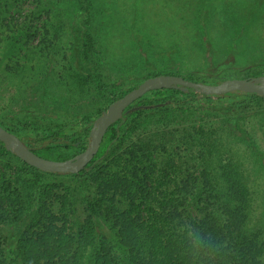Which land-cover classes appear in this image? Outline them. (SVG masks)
Masks as SVG:
<instances>
[{"label":"trees","instance_id":"1","mask_svg":"<svg viewBox=\"0 0 264 264\" xmlns=\"http://www.w3.org/2000/svg\"><path fill=\"white\" fill-rule=\"evenodd\" d=\"M78 1L82 10L76 22L80 25L86 21L88 2ZM245 2L243 7L235 8L231 0H199L201 13L207 18L211 14L216 20L212 29L216 37H212L206 27L204 33L199 32L198 39L193 40L192 47L175 43L166 48L161 41L148 51L139 49L141 56L151 67L161 59L168 60L167 74L194 82L219 84L232 78L263 76L264 44L255 42L254 38H263L264 34L254 36L252 32L264 23V0ZM44 8L50 13L52 4L47 3ZM78 37L80 35L75 36V51L82 42L83 45L78 46L82 65L83 58L91 62L94 45L87 34L86 41ZM8 41L11 43L9 53L15 58L9 75L15 72L22 75L25 68L17 57L24 47L16 36ZM244 46L251 57L258 59L257 64H253L258 67L256 70L238 66L239 52ZM42 49L53 54L54 48ZM195 50L203 53L206 65L189 74L191 77H185L181 74L184 72L182 63ZM151 71L144 80L160 72ZM6 72L0 74V81ZM23 77L28 86L33 84L29 77ZM138 86L119 90L110 104ZM174 93L177 95L173 98L163 97ZM230 98L241 100L229 102L225 107ZM201 102H210L218 110L227 109L226 116L235 120L240 118L243 107L264 103V96L235 92L214 97L198 94L193 89L152 91L133 104L139 109L110 127L98 154L79 174L40 171L8 151L0 141V163L16 165L23 173L36 177L48 175L76 181L90 177L96 183L95 193L88 197L87 203L95 218H89L77 230L67 214L71 202L65 193L57 192L59 186L41 189L35 221L27 227L32 220H29L31 211L27 207L26 189L32 183L25 180L19 185L6 179L0 181V264H82L79 251L84 242L92 245L94 251L88 264H263L259 235L248 225L249 191L240 173L234 168L225 169L219 180L195 162L191 146L183 148L185 143L196 137L201 139L199 136L209 132V128L201 125L177 123V116ZM156 114L168 119L160 120L163 123L154 129L146 128L141 132L126 154L124 172L101 175L102 163L124 138L128 122L145 117L152 119ZM86 124L84 133L72 134H65L64 128L38 126L34 128L38 132L37 139L24 143L41 157L67 160L71 149L84 151L87 148L85 138H89L93 121ZM19 126L32 127L29 123ZM182 152L184 154L180 155ZM161 155L166 163L160 170L157 163ZM12 228L16 237L23 230L14 242L8 236Z\"/></svg>","mask_w":264,"mask_h":264},{"label":"rangeland","instance_id":"2","mask_svg":"<svg viewBox=\"0 0 264 264\" xmlns=\"http://www.w3.org/2000/svg\"><path fill=\"white\" fill-rule=\"evenodd\" d=\"M231 1L235 2V8H239L247 0ZM87 2L86 21L79 25L76 19L82 5L78 0H0V74L7 70L0 81V124L6 125L23 142L37 139L38 132L34 128L38 126L64 128L65 134L84 133L86 122H94L119 90L140 85L147 78L148 71L167 74L169 61L161 59L151 67L141 56L143 50L148 51L161 41L166 48L175 43L192 47L193 40H197L199 32L204 33L206 27L212 37L217 36L212 33L216 20L211 18V14L207 18L201 13L199 0ZM47 3L52 4L50 13L48 8H44ZM262 33L264 23L259 24L252 35ZM86 34L92 40L94 50L90 52L91 62H85L83 58L81 65L78 46L83 44L80 42L76 46V52L75 36L80 35L78 38L86 41ZM13 36L24 47L17 57L25 68L24 75L18 72L9 75L15 58L9 53L11 43L8 39ZM254 40L264 44V37H255ZM220 42L222 40L218 36ZM42 48H54L53 54ZM251 55L244 46L239 52L238 66L256 70L258 67H253V64L256 65L258 59ZM205 62L203 53L195 50L182 63L184 72L181 74L191 77L189 74L202 69ZM23 76L33 80V84L28 86ZM27 94L28 97H25ZM29 94L32 95L29 97ZM176 95L163 97L173 98ZM240 100L230 98L225 107L229 106V102ZM222 110L215 109L210 102H201L177 116V123L190 122L192 126L209 128L206 135L199 136L201 139L196 137L194 141L185 143L183 148L191 146L192 157L197 159L195 162L219 180L225 169L234 168L240 173L249 191L248 225L252 232L259 235L264 264V103L243 107L239 112L240 118L235 120L226 116L227 109ZM162 119L168 118L156 114L152 119L130 120L124 129V138L102 163L100 174L109 176L124 172L126 154L131 145L144 129H154L163 123L160 122ZM20 123H29L32 127L23 129ZM85 140L88 146L89 138ZM81 152L75 147L68 153L73 158ZM162 156L158 157L157 163L160 170L166 163ZM229 165L232 167L229 168ZM19 169L16 165L0 163V181L6 179L19 185L25 180L32 183L26 189L29 198L27 207L31 211L29 220L32 221L24 228L35 221L36 202L41 189L54 185L59 186L57 192L65 193L71 202L67 214L75 229L86 224L89 218H95L87 204L88 197L96 190L92 178L76 181L68 177H36ZM13 229L8 235L11 242L23 231L20 230L16 237ZM79 252L82 264H88L94 253L93 246L84 242Z\"/></svg>","mask_w":264,"mask_h":264},{"label":"water","instance_id":"3","mask_svg":"<svg viewBox=\"0 0 264 264\" xmlns=\"http://www.w3.org/2000/svg\"><path fill=\"white\" fill-rule=\"evenodd\" d=\"M164 89H178L185 92L193 89L198 94L214 97L235 92L255 93L264 96V75L251 78H232L219 84L194 82L185 79L183 76L171 74L150 77L144 80L137 88L113 101L93 122L87 148L67 160L59 161L39 156L30 150L17 135L1 125L0 141L8 151L12 152L20 160L40 171L79 174L98 154L110 127L120 121L125 115L139 109L140 107L133 105L136 101L152 91Z\"/></svg>","mask_w":264,"mask_h":264}]
</instances>
